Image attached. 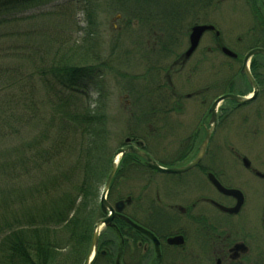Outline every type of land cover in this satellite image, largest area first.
I'll list each match as a JSON object with an SVG mask.
<instances>
[{
    "label": "flooded vegetation",
    "instance_id": "flooded-vegetation-1",
    "mask_svg": "<svg viewBox=\"0 0 264 264\" xmlns=\"http://www.w3.org/2000/svg\"><path fill=\"white\" fill-rule=\"evenodd\" d=\"M158 1L163 11L133 14L135 43L123 60L132 54L137 65L153 67L151 75L168 77L165 85L149 88L151 94L165 89L169 94V103L152 108L165 122L150 124L151 139L130 135L119 149L137 147L164 169L196 164L166 174L150 168L139 155L125 154L110 187L127 192L110 203L123 202L122 211L114 227L100 234L90 264H264V55L247 60L246 95L232 91L233 78L218 96L213 95L218 81L205 87L192 81L204 66H242L246 54L264 50V0H147L151 7ZM198 26L213 29L188 54ZM238 31L244 35L234 38ZM236 49L247 53L240 58ZM188 67L182 85L188 91L183 94L171 76ZM229 94L254 97L239 123L236 111L242 106L231 100L220 102L215 115L211 112L214 102ZM158 135L164 150L154 147Z\"/></svg>",
    "mask_w": 264,
    "mask_h": 264
},
{
    "label": "rangeland",
    "instance_id": "rangeland-1",
    "mask_svg": "<svg viewBox=\"0 0 264 264\" xmlns=\"http://www.w3.org/2000/svg\"><path fill=\"white\" fill-rule=\"evenodd\" d=\"M155 4L151 7L147 0H56L27 11L0 27V220L4 214L3 204L7 206L4 218L10 220L13 214H20L25 207L38 205L42 200L56 199L61 191L72 192L78 180L77 174H73L65 184L61 183L59 188L52 186L55 178L65 172L60 167H72L77 160L78 143L81 142L79 133L75 135L63 128L64 113H73L78 106H87L92 112H102L106 117V131L96 138L103 146L104 164L97 180V206H100L101 193L111 171L107 162L124 140L130 135L137 139H151L150 124L165 122L163 115L152 114V108L169 103V94L166 89L163 94H151L149 88L150 84L165 85L168 77L151 75L149 71L153 67L137 65L132 54L128 61L123 60L135 43L137 24L133 14L137 11H163V2ZM90 10L94 17L92 26L88 19ZM231 21L236 23L233 19ZM243 35L238 31L233 36ZM236 52L242 58L247 49H236ZM60 63L94 68L93 77L82 91V97L64 101L56 90L50 89L48 82L52 79L44 70ZM240 68V62L204 66L192 81L195 84L202 82L204 87L218 81L219 87L213 94L218 96L223 93L224 83L233 78L235 86L232 91L246 95L247 83ZM189 69L186 68L179 76H171L177 90L183 94L188 91L182 85ZM8 86L11 89H7ZM245 111V106L236 111L237 123ZM67 129L74 131L76 126ZM63 130V137H68L63 144L62 138L59 140L60 145L56 147L58 156L43 165L41 171L24 176L18 164L20 158L28 156L30 150H47L50 143L55 146ZM153 138L155 149L164 150L163 137ZM34 142L38 143L37 147L33 146ZM150 153L157 154L154 150ZM35 187L47 190L52 187V191L48 196L45 191L44 198L38 197ZM126 193H118L115 185L109 190L108 202L113 204ZM99 219L97 216V222ZM100 230L102 234L105 228Z\"/></svg>",
    "mask_w": 264,
    "mask_h": 264
},
{
    "label": "trees",
    "instance_id": "trees-1",
    "mask_svg": "<svg viewBox=\"0 0 264 264\" xmlns=\"http://www.w3.org/2000/svg\"><path fill=\"white\" fill-rule=\"evenodd\" d=\"M54 1L56 0H0V27L18 19L27 11ZM88 19L92 26L94 17L91 10L88 12ZM93 69L60 63L54 67L50 65L44 71H48L52 79L48 82L50 89L56 90L57 95L65 101L72 97H82V91L93 77ZM42 75L46 76V73L42 72ZM6 88L11 89V86ZM64 101L61 102L66 104ZM62 122L63 128L68 132L72 131L75 135L79 133L81 142L78 143L77 160L72 167H60L65 172L55 178L52 186L59 188L73 174L78 175V180L72 192L61 191L56 199L42 200L38 205L25 207L20 214H13L10 220L4 218L7 206L3 204L4 214L0 220V264H83L89 251L97 216L103 217L100 206L95 202L99 195L97 180L104 165L103 146H100L96 138L106 131V117L102 112H92L87 106H78L75 112L64 113ZM72 125L76 129L68 130ZM63 134L64 130L55 146L50 143L49 149L41 152L30 150L28 156L20 158L18 164L24 171V176L41 171L43 165L58 156L56 147L60 145L59 140L62 138L63 144L68 137H63ZM84 139L86 143H83ZM37 145L34 142L33 146ZM111 160L107 162L110 170ZM35 188L36 196L43 198L45 191L47 196L52 191V187L48 190Z\"/></svg>",
    "mask_w": 264,
    "mask_h": 264
},
{
    "label": "water",
    "instance_id": "water-1",
    "mask_svg": "<svg viewBox=\"0 0 264 264\" xmlns=\"http://www.w3.org/2000/svg\"><path fill=\"white\" fill-rule=\"evenodd\" d=\"M210 29H213V27L198 26V27L194 28L192 36H191L192 46H191L188 54L192 53L194 51V49L197 47L198 42H199L202 34L205 31L210 30ZM224 53L227 54L229 57L237 58V55L235 53H233L227 49H224ZM254 55H264V50L256 49V50L251 51L248 55L246 54L244 56L240 73L246 79H247V75L249 76V73L247 72V60ZM253 99H254V97L247 100V96L241 97V96L233 95V94L225 95L223 97H220L219 99H217L214 102L212 109H211V112L213 113V115H215L216 107L219 105L220 102L225 101V100H231V101L237 103L238 106H245L249 102H251ZM129 141L130 140H126V143H129ZM137 145L140 146V144H137ZM127 153L139 155L141 158H143L146 161V163L148 164V166L150 168H152L155 171H158L161 173H166V174L182 173V172L188 171L189 169L194 167V165L196 164V163H192L187 167L179 168V169H164V168L158 166L148 154L139 150L137 147L127 146L125 148H122V149H119L118 151H116L115 154L113 155V160H112V164H111V171L108 175V178L106 180L105 186L103 188V191H102L101 197H100V209H101L102 214L105 216V218L100 219L94 226V234H93L92 242H91V245L89 248V253L85 259L84 264H90L91 260L93 259L94 255L97 252L98 240H99V236H100V232H101V230H100L101 227H105V228L114 227L113 221L115 218L118 217V214L122 211L123 202H117L114 206H112L108 202L107 197H108L112 182L114 180V177L116 175L120 158H122ZM129 201H130V199L127 200V202H129ZM124 220L129 225H131L133 228L138 229L147 235H150L149 233H147L146 231H144L143 229H141L137 225H135L131 220H129L127 218H124Z\"/></svg>",
    "mask_w": 264,
    "mask_h": 264
}]
</instances>
